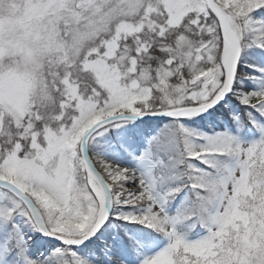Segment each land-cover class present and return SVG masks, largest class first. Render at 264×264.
<instances>
[{
  "label": "snow or ice",
  "instance_id": "snow-or-ice-1",
  "mask_svg": "<svg viewBox=\"0 0 264 264\" xmlns=\"http://www.w3.org/2000/svg\"><path fill=\"white\" fill-rule=\"evenodd\" d=\"M251 56L264 63V0H0V264H133L140 245L158 250L139 264H264ZM230 96L256 139L186 127ZM146 117L170 126L149 135ZM113 224L133 238L97 256Z\"/></svg>",
  "mask_w": 264,
  "mask_h": 264
},
{
  "label": "rangeland",
  "instance_id": "rangeland-1",
  "mask_svg": "<svg viewBox=\"0 0 264 264\" xmlns=\"http://www.w3.org/2000/svg\"><path fill=\"white\" fill-rule=\"evenodd\" d=\"M250 70L251 69H249V71ZM250 82L251 81L248 82L249 85H250ZM228 103H231V105H232L233 114H234V111H236V109H240L241 111L243 110V106L239 105L238 101H236L234 97H231L230 96V97H228L226 99V101H222L214 109L209 110V113H205V114H202L200 117L193 118L188 123L185 122L186 127L190 128L191 130H193L195 132L203 133L205 135L222 134V133L227 132V131H224V130H221V131L217 130V131H215L214 128L215 127H218V122L220 121V118L223 115H227V116L230 115L231 116V113H229L227 111V109H226V105ZM234 115H237V114H234ZM168 121H170L169 118L166 119V121H164L167 124V126L170 125V124L168 125V123H170ZM198 121H201L202 122V125H200V127H196V124H197ZM191 125H193V126H191ZM228 133H230V132H228ZM230 134H232V133H230ZM242 140H244V139H242ZM244 141H246V140H244ZM136 155H139V152H137ZM125 159H128V157L126 155L122 157L121 163H123L125 166H128V167L134 166V165H129L128 163H126L125 161H123ZM181 202L182 203H185V201H181ZM136 228L139 229L140 227L139 226H136ZM119 232H124L126 234L125 235V239H132L133 238V232L132 231H129L128 229H124V228H120L119 229V228L115 227V228H113L110 231V234H108L106 236L107 239L109 240V242H107L109 246H111L115 241L119 240V236H118V233ZM205 235H206V231H204L203 233H200V235L198 237L194 238L193 241H195L197 239H200V238H202ZM105 243L101 244L102 251H104V245H105ZM159 246L162 247L164 245H159ZM156 250H158V248H157L156 245H150L147 248H144L142 245H140L135 250V253H134L133 257H131V259L133 261V264H139V260L140 259H142L146 255L152 254ZM96 255L99 256L100 255L99 252L96 251Z\"/></svg>",
  "mask_w": 264,
  "mask_h": 264
},
{
  "label": "trees",
  "instance_id": "trees-1",
  "mask_svg": "<svg viewBox=\"0 0 264 264\" xmlns=\"http://www.w3.org/2000/svg\"><path fill=\"white\" fill-rule=\"evenodd\" d=\"M249 59L251 60V62H253V63H256L257 65H259V66H261V62H260V60L257 58V57H255V56H251V57H249ZM252 71V70H251ZM256 75H259V73H256ZM256 84V81H251L250 82V85L251 86H254ZM223 116H226V115H223ZM189 121H191V120H189ZM189 121H186L187 123L189 122ZM168 122H170V121H168ZM166 123L164 122V121H152V123L150 124V125H142L141 127L142 128H145L146 130H147V132H148V134L149 135H151V134H154V131H157V130H159V129H163L164 127H166L167 126V124L165 125ZM170 123H168V125H169ZM165 125V126H164ZM200 125H202V122L201 121H198L197 122V124H196V127H200ZM164 126V127H163ZM170 126V125H169ZM191 126H193V125H191ZM112 131H115V129H111ZM147 141H146V139H141V141H140V144L141 143H143V144H145ZM113 145H115V143H113ZM33 235H35L34 233H33ZM46 240V239H45ZM62 247V246H60V245H58V244H44L43 246H40L39 244L38 245H36L35 247H33V248H31V252L32 253H34V254H36V255H38V254H44V255H47V253H48V251L52 248V247Z\"/></svg>",
  "mask_w": 264,
  "mask_h": 264
},
{
  "label": "water",
  "instance_id": "water-1",
  "mask_svg": "<svg viewBox=\"0 0 264 264\" xmlns=\"http://www.w3.org/2000/svg\"><path fill=\"white\" fill-rule=\"evenodd\" d=\"M147 119L150 118V119H154V120H158V121H162L164 119H168L167 117H146ZM60 242V241H59Z\"/></svg>",
  "mask_w": 264,
  "mask_h": 264
},
{
  "label": "bare ground",
  "instance_id": "bare-ground-1",
  "mask_svg": "<svg viewBox=\"0 0 264 264\" xmlns=\"http://www.w3.org/2000/svg\"><path fill=\"white\" fill-rule=\"evenodd\" d=\"M122 246V245H121Z\"/></svg>",
  "mask_w": 264,
  "mask_h": 264
}]
</instances>
